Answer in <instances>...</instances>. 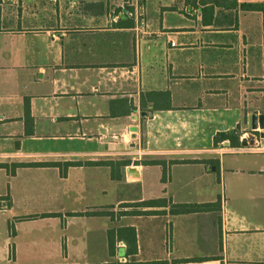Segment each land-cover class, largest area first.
<instances>
[{"label": "crops", "instance_id": "crops-1", "mask_svg": "<svg viewBox=\"0 0 264 264\" xmlns=\"http://www.w3.org/2000/svg\"><path fill=\"white\" fill-rule=\"evenodd\" d=\"M242 2L0 0V163L79 162L0 166V264H264V151L214 143L264 114Z\"/></svg>", "mask_w": 264, "mask_h": 264}, {"label": "trees", "instance_id": "trees-1", "mask_svg": "<svg viewBox=\"0 0 264 264\" xmlns=\"http://www.w3.org/2000/svg\"><path fill=\"white\" fill-rule=\"evenodd\" d=\"M239 7L243 10H259L264 12V2H242L239 4ZM238 131L239 130H230V131H224V132H218L214 136V143L216 144L217 142L227 140L230 145L232 146H237L238 145ZM174 162V161H171ZM146 163H161L164 165V161L161 160H152V161H147ZM57 165L60 169L61 174L65 173V166L68 165H76L79 164V162L75 161H68L63 164L58 163V162H48V163H43V162H18V163H13L10 167H7L6 164L0 163L1 167H6L9 173H13L16 167L19 166H34V165ZM162 202L161 199L157 200H149L145 201V204H152V203H160ZM197 206L192 205V204H177L173 205L171 207V212H188L194 210ZM76 214V213H75ZM108 239H109V252H112L113 245H112V238L110 231L108 233ZM187 260V259H185ZM189 260V259H188ZM190 260H195V259H190Z\"/></svg>", "mask_w": 264, "mask_h": 264}, {"label": "built area", "instance_id": "built-area-1", "mask_svg": "<svg viewBox=\"0 0 264 264\" xmlns=\"http://www.w3.org/2000/svg\"><path fill=\"white\" fill-rule=\"evenodd\" d=\"M137 15L139 17L140 23L142 24L143 23L142 8L140 9L138 8ZM238 140L240 141V144L237 146L228 147L229 151L231 152L264 151V136L261 137L259 135V130H253L249 127L248 129L244 128L238 131Z\"/></svg>", "mask_w": 264, "mask_h": 264}, {"label": "water", "instance_id": "water-1", "mask_svg": "<svg viewBox=\"0 0 264 264\" xmlns=\"http://www.w3.org/2000/svg\"><path fill=\"white\" fill-rule=\"evenodd\" d=\"M247 124L249 128L253 130H259V135L264 136V114L263 113H252L247 118Z\"/></svg>", "mask_w": 264, "mask_h": 264}]
</instances>
